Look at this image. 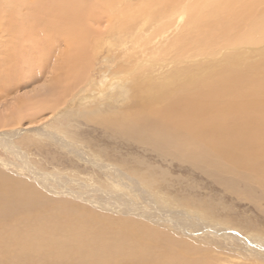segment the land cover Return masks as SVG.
Returning <instances> with one entry per match:
<instances>
[{"label":"bare ground","instance_id":"1","mask_svg":"<svg viewBox=\"0 0 264 264\" xmlns=\"http://www.w3.org/2000/svg\"><path fill=\"white\" fill-rule=\"evenodd\" d=\"M40 43L47 52H58L65 43L68 53L64 51L61 72L63 82L69 85L62 88L63 95L86 83L87 72L101 52L111 54L108 61L125 63L109 80L116 100L109 99L91 110L92 120L102 119L129 130L148 125L152 134L166 143L191 150L194 157L216 167L246 174L264 186V0H0V70L6 71L0 73V86L11 81L12 75L7 72L30 55L29 50H25L26 55L22 52L24 46L34 48ZM171 65L174 67L169 68ZM40 109L39 105L36 110ZM83 155H79L82 161ZM110 170L113 192L109 190L107 196L99 198L98 206L121 213L125 208L117 202L116 208L109 206L111 198L119 200L125 194L123 187L138 180ZM47 182L41 180L45 187ZM145 192L144 200L156 206L158 202ZM80 197L85 200L82 193ZM125 205L136 207L133 203ZM83 214L63 221L65 231L41 220V239L13 234L8 251L21 245L22 253L41 259V263L50 260L49 264H61L59 259L79 264L74 258L80 264H108L109 259L116 262L117 255H112L106 245L100 247L106 232L92 230L99 221L85 222ZM163 220L157 218L156 226L165 224ZM108 223L109 227L117 224L120 232L124 228L128 234L134 228L132 222L122 220ZM169 225L165 227L170 231L177 228L188 234L183 225ZM138 227L135 233L147 241L158 243L167 235L147 225ZM54 235H65L70 242L80 240V244L63 246L59 240L63 237ZM140 251L135 254L136 260L144 257ZM161 255L163 261L155 258L156 264H172L175 258L180 264L184 259L182 255L174 259Z\"/></svg>","mask_w":264,"mask_h":264},{"label":"rangeland","instance_id":"2","mask_svg":"<svg viewBox=\"0 0 264 264\" xmlns=\"http://www.w3.org/2000/svg\"><path fill=\"white\" fill-rule=\"evenodd\" d=\"M26 45L22 52L26 55L29 50L30 55L7 72L12 75L11 81L0 86V238L8 240L5 243L0 240V264H40L41 259L22 253L21 245L8 251L7 245L13 242L9 236L31 235L41 239V220L60 231L64 229L63 221L80 218L83 213V221H99L94 223L93 231L106 232L100 247L106 245L112 255H117L116 262L109 259L108 264H156L154 259L161 254L171 259L182 255L180 264H264V256L251 253L264 255V186L246 174L196 158L191 150L167 144L154 136L148 125L129 130L102 119L92 120L91 110L117 98L109 80L125 63L108 61L110 53L101 52L87 72L86 83L64 96L62 88L69 85L63 82L61 72L67 52L65 43L58 52L49 51L51 56L41 43L34 44V48ZM44 57L46 62L41 63ZM0 73L6 71L1 69ZM39 105L41 109L37 111ZM69 148L75 151L69 152ZM79 155L84 156L83 161ZM109 167L139 181H129L119 200L111 198L109 206L116 208L115 202L121 204L125 208L121 213L98 206L99 198L113 190ZM40 179L48 181V188ZM138 190L153 196L157 207L144 200ZM131 203L136 207L129 206ZM159 217L165 219L164 226H156ZM108 220L132 222V234L138 231V226L157 228L172 240H167L166 235L164 242L147 241L138 232L128 234L124 228L120 232L117 224L109 227ZM170 223L183 225L188 234L177 228L170 231L165 227H170ZM58 235L54 236L63 237L59 239L63 246L80 244V240L70 242L65 235ZM140 249L144 257L136 260L135 254ZM59 260L61 264H70ZM74 260L80 264L77 258ZM172 264H178L177 258Z\"/></svg>","mask_w":264,"mask_h":264}]
</instances>
